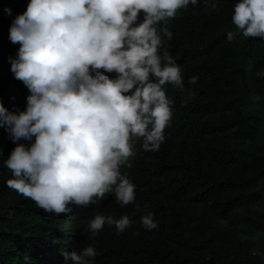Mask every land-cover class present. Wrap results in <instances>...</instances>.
<instances>
[{"label":"trees","instance_id":"16d2710c","mask_svg":"<svg viewBox=\"0 0 264 264\" xmlns=\"http://www.w3.org/2000/svg\"><path fill=\"white\" fill-rule=\"evenodd\" d=\"M27 2L0 0V103L8 110L23 109L28 95L8 60L19 47L8 29ZM234 3L218 0L209 11L199 0L155 25L158 51L179 66L184 90L161 86L172 114L158 150L130 137L133 155L119 171L135 186L133 202L121 205L106 192L67 215L43 211L4 183L14 142L0 125V264H63V251L89 244L94 264H264V41L236 30ZM146 211L155 228L142 227ZM97 214L131 223L119 234L105 223L92 237L87 224Z\"/></svg>","mask_w":264,"mask_h":264},{"label":"clouds","instance_id":"9594fccd","mask_svg":"<svg viewBox=\"0 0 264 264\" xmlns=\"http://www.w3.org/2000/svg\"><path fill=\"white\" fill-rule=\"evenodd\" d=\"M198 2L28 0L8 29L19 44L8 57L10 71L28 95L23 109L0 103V125L14 142L3 160L11 172L6 186L54 215L94 204L106 192L121 205L133 202L135 186L119 171L133 155L130 137H142L144 151L158 150L172 114L161 86L184 90L179 66L166 49L158 51L155 25ZM203 2L206 10L217 8L218 0ZM231 21L243 36L264 41V0H235ZM160 31L171 38L166 27ZM105 223L119 234L131 221L97 214L87 231L95 237ZM140 223L156 227L151 211ZM62 254L63 264H94L96 251L89 244Z\"/></svg>","mask_w":264,"mask_h":264}]
</instances>
